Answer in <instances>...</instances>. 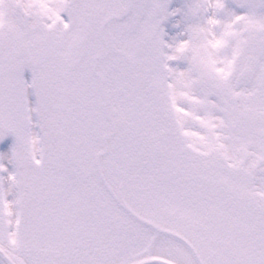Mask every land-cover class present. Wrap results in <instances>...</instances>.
Instances as JSON below:
<instances>
[{
    "label": "snow or ice",
    "instance_id": "1",
    "mask_svg": "<svg viewBox=\"0 0 264 264\" xmlns=\"http://www.w3.org/2000/svg\"><path fill=\"white\" fill-rule=\"evenodd\" d=\"M9 135L0 264H264V0H0Z\"/></svg>",
    "mask_w": 264,
    "mask_h": 264
},
{
    "label": "rangeland",
    "instance_id": "2",
    "mask_svg": "<svg viewBox=\"0 0 264 264\" xmlns=\"http://www.w3.org/2000/svg\"><path fill=\"white\" fill-rule=\"evenodd\" d=\"M24 75L26 78L30 75L27 69H25ZM33 99H34V96L31 94V92H29V102H31ZM11 140H12V137L10 135L4 137V139H2V141L0 142V150L5 149L7 145L11 143Z\"/></svg>",
    "mask_w": 264,
    "mask_h": 264
}]
</instances>
